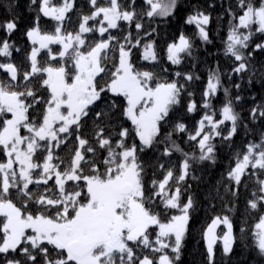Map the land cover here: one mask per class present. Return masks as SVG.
<instances>
[{
    "label": "snow or ice",
    "instance_id": "snow-or-ice-1",
    "mask_svg": "<svg viewBox=\"0 0 264 264\" xmlns=\"http://www.w3.org/2000/svg\"><path fill=\"white\" fill-rule=\"evenodd\" d=\"M89 2L95 10L81 18L79 31L73 35L62 34L61 27L65 14L74 7L72 0H63L59 6H53L52 0H39L38 12L57 21V25L53 33H42L38 15L33 26L27 29L25 34L33 47L29 55L31 70L23 74V79L30 81V77L46 73L47 78L40 85L48 93L46 100L38 96L30 85H25L24 91L15 90L16 85L12 82L18 80V68L11 62H0V69H4L10 77V80H0V151L7 158L0 162V253L5 254L6 264H36L38 257H43V264H137V261L138 264H174L165 249L171 248L175 259H179L189 227V212L193 206L191 196L181 203L180 185L189 175V160L195 157L184 153L171 140L172 132L167 133L166 140L171 147H165L163 155L170 156L173 151L182 153L184 159L179 165L180 174L176 176L173 168H169L163 180L153 179L151 188H148L144 180L145 165L140 161L138 152L150 149L158 141L162 125L173 107L180 104L181 93L186 85L181 84L179 79L159 82L153 72L136 69L131 54L133 48L141 46L142 38L139 35L135 43L130 34L124 37L126 43H119V59L117 62L115 57L112 58V68L107 66L108 52L114 47L110 42L116 40L115 37L109 35L108 39L96 42L88 51L82 50L80 46L86 44L82 34L93 31L95 27H88V21H95L101 13L103 19L96 29L101 35L119 27L118 21L128 22L129 25L134 23L138 33L144 27L136 18L135 0H132L128 8H124L119 0H108L109 6L101 7H97V0ZM36 3L37 0H32L33 5ZM238 3L243 14L228 31L225 55L230 54L238 62L233 72L244 73L248 69L247 60L251 53L246 57L242 49L249 47L253 26L256 32L264 33V0H261L258 7L252 0H238ZM144 4L146 10L143 16L150 19L170 17L177 8V0H144ZM229 14L234 15L230 10ZM187 22L195 23L200 39L208 42L206 26L210 22L209 15L197 11L189 15ZM0 27L6 28L10 34L17 28V24L13 20ZM241 29L248 31L244 33ZM151 34L147 32L145 36L150 37ZM36 44H39L38 48ZM50 44L62 46L58 54H52ZM11 47L7 40L0 43V56L11 57ZM256 48L264 49V43L257 44ZM41 49H48L51 61H55L58 55L60 66L54 67L49 63L46 67H40L37 55ZM191 50L192 42L181 34L178 43L168 45L167 59L173 65H178L182 60L180 54L191 55ZM141 59L157 61L152 40L149 39L143 45ZM109 72V80L101 86L100 78ZM175 75L182 76L186 82L199 79L191 73L177 72ZM154 80L155 87L152 86ZM220 86L219 69L209 70L202 93L204 109L211 108V97ZM107 93H111L110 100L105 99ZM224 93L228 97L227 88ZM188 95L191 97L193 94L189 92ZM120 97L125 101L122 115L131 122L132 127H121L117 134L120 139L113 146L111 137H104L105 128L98 126L95 140L99 149L107 151L101 162V171L95 159L86 158L85 153L95 157L97 148L82 138V122L99 103L105 107L95 112L97 119L103 120L113 110H119L116 98ZM28 98H31L32 103L26 102ZM240 99V96L235 97L237 101ZM39 104H44L42 113L30 119L29 109ZM196 110V102L190 100L187 111L192 113ZM257 113L264 117V105H256L250 110L253 119ZM220 114L222 119L215 120V113L209 114L206 111L197 122L195 133L189 135L192 141L199 138V160H214L215 146L211 141L214 136L221 135L219 126L225 121L231 122V128L223 137L224 140H230L237 132L239 114L233 108L232 99L226 100ZM9 115L10 118H6ZM22 129L26 130V135L21 134ZM173 131L185 132L187 127L177 122ZM133 133L139 145L133 142L131 146H126V140ZM73 134L78 146L70 165L60 171L62 165L52 163L56 159L54 149L59 148ZM42 152L46 153L43 163L34 162L35 155ZM14 165H18V168ZM84 165H90L91 174H85ZM249 166L254 170H264V134L260 144L249 143L242 158L237 156L235 166L227 173L228 179L240 185ZM160 168L163 169L164 165L161 164ZM53 178L54 187H45L39 195L29 189L32 184L47 186ZM173 180L176 187L171 191L170 181ZM67 182H74L71 190ZM257 182L261 195L257 196L253 192L256 199L248 201V206L253 210L258 208V201H264V180ZM13 190L17 199L23 202L20 206L12 199ZM232 195H237V192L232 191ZM32 204L39 208L35 213L28 210ZM161 205L162 211H153ZM170 210H176L179 214H173L166 220L161 219V215H167ZM219 224L226 227L223 236L219 237L223 242V252L228 254L233 247V224L229 217L213 218L203 233L208 264H214V245L218 239L215 233ZM154 228L158 231L153 240L150 236ZM253 237L255 246L264 255V215L255 224ZM140 247L161 253L158 260L147 255L139 258L135 249ZM17 252L25 259L8 258V254Z\"/></svg>",
    "mask_w": 264,
    "mask_h": 264
},
{
    "label": "trees",
    "instance_id": "trees-1",
    "mask_svg": "<svg viewBox=\"0 0 264 264\" xmlns=\"http://www.w3.org/2000/svg\"><path fill=\"white\" fill-rule=\"evenodd\" d=\"M261 0H252L255 6H259ZM63 0H52L53 6H59ZM119 3L128 8L132 0H119ZM73 9L65 14V20L61 22L62 34L75 33L79 29L81 18L90 15L95 9L89 0H73ZM109 6L108 0H97V7ZM39 0L35 5L32 0H0V26L9 21H15L17 28L8 33L6 28L0 27V43L7 40L12 45L10 51L11 57L5 58L0 56V62L13 63L19 71L17 81L12 83L16 85L15 90L24 91L25 85H30L37 95L48 98V93L40 85L43 79H46V73L37 74L35 77H30V81L23 79V74L31 70L29 55L32 42L27 38L26 31L33 26L36 17L39 15V27L42 33H53L57 21L50 17H44L38 12ZM134 7L137 13V20H140L144 27L141 31L135 28V24L129 25L128 22L118 21L119 27L109 29L103 35L96 30L101 16H98L95 21H88V26L94 30L85 34L84 40L86 44L82 49L88 51L96 42L102 39H108L109 35L116 38L110 43L114 46L109 50L108 64L112 68V58L118 62L119 59V43H126L124 37L131 35L132 42L135 43L137 35L141 37V46L132 49L131 61L138 71H151L155 74L159 82L179 79L181 84H185V90L181 93L180 104L173 107L166 122L162 125L161 134L158 141L150 148L143 152H138L140 161L145 165L144 180L146 186L151 188V181L163 180L166 171L173 168L176 176L180 174L179 165L184 159L180 151H173L170 156H164L165 147H171V144L166 140L167 133L172 132L171 140L188 153L190 159L189 175L185 177V181L181 182L182 195L181 203L186 202L191 196L193 206L190 209L189 227L183 239L179 259H175V254L171 255L174 264H208V255L206 241L203 233L213 218L219 216H228L233 224L234 243L231 252L225 254L223 245L220 241L214 245V264H264V255H261L258 248L255 246L253 231L254 226L258 222L261 215L264 213V201H258V208L253 210L248 206V201L256 199L253 192L257 196L261 195L258 191V180H264V170L252 169L251 166L246 170V174L242 177V183L235 185L233 181L228 179L227 173L235 166L237 156L242 158L246 151V146L249 143L260 144L262 134H264V117L258 113L253 119L250 110L256 105H264V49H257L256 45L264 43V33L255 31L253 26V36L249 41V47L242 49L245 56L251 53L248 57V69L244 73H235L233 68L237 66L231 55H225V41L229 29L233 23H238V17L243 14L242 8L239 6L238 0H177V8L170 17H155L147 18L143 16L146 10L144 0H135ZM229 10L234 14L230 15ZM197 11L204 12L210 16V22L206 26V31L209 34L208 42H204L198 35V29L195 23L189 24L187 18L189 15ZM155 29L154 32L152 30ZM247 33V29H241ZM151 32V36H145V33ZM183 34L192 42L191 55L181 53V63L173 65L167 59V47L173 42L179 41V36ZM152 40L155 44L157 61H145L141 59L143 45ZM37 47V44L35 45ZM38 48V47H37ZM49 48L52 54H58L60 50L59 44H50ZM37 60L40 67H46L49 63L54 67L60 66V58L57 56L55 61H51L48 54V49H41L37 55ZM219 69L221 86L217 93L211 97V108H203L202 93L205 90L209 70ZM180 72L191 73L194 77L190 82H186L183 77H177L175 74ZM111 73L103 75L99 82L100 85L109 80ZM0 80H10L8 73L4 69H0ZM156 80L152 82L154 87ZM240 87L237 88L236 85ZM229 91L228 97L225 96L224 89ZM193 95L189 97L188 93ZM236 96H240V100H235ZM111 93H107L105 99L110 100ZM120 106L119 110H113L103 120L95 117V112L104 109V104L99 103L89 116L82 122V138L87 139L89 143L97 148L96 156L91 153H85L87 159H95L103 171L102 161L107 155L105 149H99L98 143L95 140V132L98 131V126L105 128L104 137H111L113 146L116 140L120 139L117 135L121 127L131 128V122L122 115V108L125 101L122 97L116 98ZM227 99H232L233 108L239 114L237 122V132L230 140H224L231 128V122L225 121L219 126L221 135L214 136L212 143L215 146L214 160L206 159L199 160L200 150L198 148V140H189V135L194 134L197 128V122L207 111L209 114L215 113L214 119L221 120L220 110ZM190 100H194L197 105V110L189 113L187 104ZM27 103H32L31 98H28ZM44 109V104L34 105L29 109V118L38 117ZM10 115L6 118H9ZM177 122L184 123L187 127L185 132L173 131ZM207 130V125H206ZM21 133H26L24 129ZM63 138V134H61ZM135 142L139 145L138 138L134 137V133L126 140V146H131ZM78 146L75 134L68 137L59 148L54 149V159L52 163L61 164L60 171L70 165L71 159L74 156L75 148ZM120 151V149H117ZM46 153L35 155L34 162L43 163V157ZM6 157L0 151V162L6 161ZM164 168L161 169L160 165ZM14 167H17L14 165ZM85 174L90 173V165H84ZM255 173V174H253ZM38 175V173H37ZM71 190L74 182H67ZM83 182H81L82 184ZM55 185L54 178L45 185H29V189L35 194L43 193L45 187L53 188ZM176 187L175 181H170V190L174 191ZM232 191H236L237 195H232ZM52 193H49L51 195ZM12 199L18 206L23 202L17 199L15 190L12 192ZM162 205L159 208H154L153 211H162ZM29 211L35 213L39 210L38 206L32 204ZM173 214H179L176 210H170L167 215H161V219L166 220ZM243 229V231H242ZM156 230H151V239H155ZM136 255L139 258L147 255L156 260L161 253H153L151 249L142 247L135 249ZM5 254L0 253V262L4 261ZM9 259L25 258L19 253L8 254ZM36 264H43V257H38ZM138 264V261H137Z\"/></svg>",
    "mask_w": 264,
    "mask_h": 264
},
{
    "label": "rangeland",
    "instance_id": "rangeland-1",
    "mask_svg": "<svg viewBox=\"0 0 264 264\" xmlns=\"http://www.w3.org/2000/svg\"><path fill=\"white\" fill-rule=\"evenodd\" d=\"M72 2H73V0H72ZM100 16H101V20L103 19V14L101 13L100 14ZM51 18V17H50ZM87 26H88V24H87ZM104 26L106 27L107 26V22H105V24H104ZM89 27V26H88ZM100 27V24L98 25V27H97V29ZM78 31H79V29H78ZM78 31H76L75 33H72L73 35H75ZM85 34L86 33H84V34H82V38L84 39V37H85ZM179 42V41H178ZM178 42H176V43H178ZM60 46V50H61V45H59ZM37 47H39V44H37ZM81 47V49H82V47H83V45H81L80 46ZM59 50V51H60ZM83 50V49H82ZM53 55H56V53H54ZM58 56V55H57ZM46 78H47V75H46ZM155 87V86H154ZM10 118V117H9ZM26 131V130H25ZM22 134V133H21ZM27 134V132L26 133H23L22 135H26ZM16 166H18V165H16ZM263 215H264V213H263ZM221 218H223V217H221ZM156 231H158V230H156ZM226 231V227L223 225V224H219L218 225V227H217V230H216V236H217V241H220L221 243H222V245H223V242H222V240L221 239H219V237H222L223 236V233ZM165 252L171 257V255L173 254L172 253V251H171V248H169V249H165ZM160 255V254H159ZM172 258V257H171ZM156 260H158V258L156 259Z\"/></svg>",
    "mask_w": 264,
    "mask_h": 264
}]
</instances>
